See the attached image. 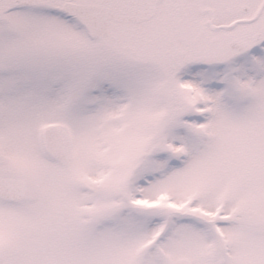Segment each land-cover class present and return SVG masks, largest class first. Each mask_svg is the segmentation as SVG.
Wrapping results in <instances>:
<instances>
[{
	"label": "snow or ice",
	"instance_id": "1",
	"mask_svg": "<svg viewBox=\"0 0 264 264\" xmlns=\"http://www.w3.org/2000/svg\"><path fill=\"white\" fill-rule=\"evenodd\" d=\"M0 264H264V0H0Z\"/></svg>",
	"mask_w": 264,
	"mask_h": 264
}]
</instances>
